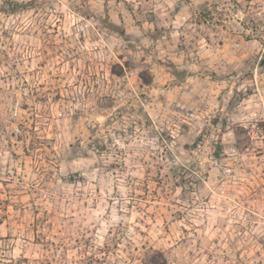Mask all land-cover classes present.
Returning <instances> with one entry per match:
<instances>
[{
	"label": "rangeland",
	"instance_id": "1",
	"mask_svg": "<svg viewBox=\"0 0 264 264\" xmlns=\"http://www.w3.org/2000/svg\"><path fill=\"white\" fill-rule=\"evenodd\" d=\"M7 1L0 264H264V0Z\"/></svg>",
	"mask_w": 264,
	"mask_h": 264
},
{
	"label": "trees",
	"instance_id": "2",
	"mask_svg": "<svg viewBox=\"0 0 264 264\" xmlns=\"http://www.w3.org/2000/svg\"><path fill=\"white\" fill-rule=\"evenodd\" d=\"M7 7V8H6ZM25 7H26V5L25 4H21V3H17V2H14V1H11V0H8L6 3H5V6H3L1 9V11H3V12H6V13H16V12H18V11H20V10H24L25 9ZM105 28L108 30V31H110V32H115V33H117L118 31H119V28H118V26H115L114 24H110L109 26H105ZM121 33V32H120ZM119 33V34H120ZM172 67H171V74L175 77V78H177V79H179L180 81H182L185 77H184V72H182V71H179V70H177V68L175 67V66H173V65H171ZM145 79V82L147 81L146 80V78H144ZM176 169L177 168H174L173 170H172V174H173V176H175V177H177V171H176ZM178 177H180V175L178 176ZM180 182V181H179ZM179 182H178V184H179ZM22 263H24V264H29V261L27 260V259H24L23 261H22ZM22 263H20L19 262V264H22Z\"/></svg>",
	"mask_w": 264,
	"mask_h": 264
}]
</instances>
